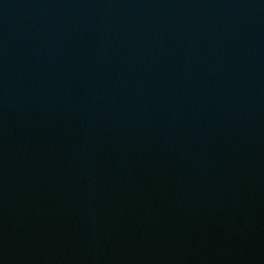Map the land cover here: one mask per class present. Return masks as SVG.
<instances>
[{
    "label": "water",
    "instance_id": "water-1",
    "mask_svg": "<svg viewBox=\"0 0 264 264\" xmlns=\"http://www.w3.org/2000/svg\"><path fill=\"white\" fill-rule=\"evenodd\" d=\"M0 264H264V232L0 87Z\"/></svg>",
    "mask_w": 264,
    "mask_h": 264
}]
</instances>
